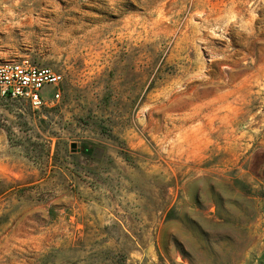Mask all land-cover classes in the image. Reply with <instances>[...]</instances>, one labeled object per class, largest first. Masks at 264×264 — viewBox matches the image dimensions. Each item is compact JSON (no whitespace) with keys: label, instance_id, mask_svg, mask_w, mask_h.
<instances>
[{"label":"rangeland","instance_id":"obj_1","mask_svg":"<svg viewBox=\"0 0 264 264\" xmlns=\"http://www.w3.org/2000/svg\"><path fill=\"white\" fill-rule=\"evenodd\" d=\"M22 59L65 79L0 97V264H264V0H0Z\"/></svg>","mask_w":264,"mask_h":264},{"label":"built area","instance_id":"obj_2","mask_svg":"<svg viewBox=\"0 0 264 264\" xmlns=\"http://www.w3.org/2000/svg\"><path fill=\"white\" fill-rule=\"evenodd\" d=\"M64 79V72L52 66L33 64L28 59L0 61V97L22 100L36 109L60 98L59 86ZM46 85L56 88L52 98L42 94Z\"/></svg>","mask_w":264,"mask_h":264}]
</instances>
